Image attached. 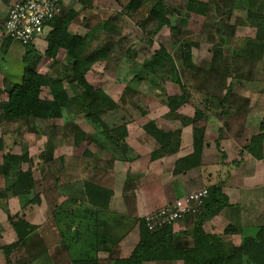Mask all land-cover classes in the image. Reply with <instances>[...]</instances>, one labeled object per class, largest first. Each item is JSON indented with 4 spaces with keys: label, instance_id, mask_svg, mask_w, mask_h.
<instances>
[{
    "label": "rangeland",
    "instance_id": "obj_1",
    "mask_svg": "<svg viewBox=\"0 0 264 264\" xmlns=\"http://www.w3.org/2000/svg\"><path fill=\"white\" fill-rule=\"evenodd\" d=\"M155 1L142 0L145 8L131 14L123 11L127 0H66L63 16L70 11L79 14L72 23L71 31L94 32L87 55L96 52L101 56L86 72L85 79L95 88L102 89L121 109L120 112L109 111V116L103 117V123L98 127L88 122L85 114L68 110L63 111L59 120L28 119L9 125L2 123L0 118L4 153L27 154L30 160L21 165V170H30L33 179L32 190L19 197H7L6 190L15 177L0 176V194L5 195L0 197V264H7L2 247L17 241L9 222V218L14 217H24L36 227L35 238L43 241L47 249L44 256L30 264H72V258L87 257L85 251L88 250H84L87 248L93 252L99 248L98 252L95 251L98 264H113L116 259L129 257L139 242V222L126 216L102 214L104 208L89 205L84 183L100 185L102 189L111 186L114 190L124 183L128 186V181L133 180L132 174L151 167L150 163L142 160L147 159L145 155L149 154L148 143L144 139L147 138V128L172 130L168 132L167 139L172 140L177 131L175 129L188 127L194 141L195 115L197 110L205 107V121L199 123L200 127H204L203 142L205 134H212L209 138L213 139L214 134L220 132L215 144L218 147L221 141L228 143L239 138L236 131L241 134L237 142L243 141L242 138L246 140L243 145L239 143L230 147L225 144L233 148L230 154L237 156L228 161V169L232 172L239 167L243 154H249L246 147L251 140L263 137V158H251L259 162L242 168L247 175L258 170L257 165H260L263 175L258 177L262 189L256 193V201L244 200V191L239 192L242 206L238 208L234 200L230 202L228 198L230 207L209 217L203 229L211 234L208 231L210 227H207L210 225L212 235L222 238L223 244L230 249L240 246L242 234L255 236L258 229L264 227V42H261L264 40V21L248 15L249 12L254 16L264 15V5L261 2L253 7L247 0H158L166 7L169 20V24L160 25L148 15ZM9 40L3 30L0 31V105L7 99L8 85L11 82L20 83L24 69L26 48ZM252 40L255 43L245 53L242 48ZM106 44L111 45L109 57L98 52ZM35 46L39 53L33 59V68L40 74L63 77L68 67L65 52L58 53L59 65L52 67V61L44 56L45 41L38 40ZM161 46L173 60L175 70L169 62L155 73L145 71V61ZM235 51L239 55L237 68L235 66V72L229 74L227 59H232ZM132 63L136 64V74L130 71ZM177 83L184 86L191 98L182 106L184 108L180 107L173 113L169 97L182 94ZM128 84L134 94L127 92ZM82 91L79 85H70L68 90L73 96H79ZM42 97L50 98L48 89L43 90ZM120 117L127 121L126 130L130 129L131 139L136 143L138 141L136 149L130 145L133 142L131 139L126 140L128 134L118 143L109 141L104 135L106 128L110 131L114 119ZM179 119L181 125L178 124ZM77 132L84 134L78 143L74 136ZM150 142L161 149V144L155 139H150ZM210 148L216 150L214 143ZM241 148L244 152L239 151ZM218 149L223 156L225 153ZM173 152V148L165 149V159L173 156ZM4 153H0V165ZM42 153L51 154V160L37 162ZM170 159L175 161V156ZM119 160L124 163L117 173L114 169ZM169 169L167 166L166 172ZM238 169L235 174L240 172V167ZM250 182L254 184L253 180ZM211 187L207 188L208 191ZM113 196L114 191L111 198ZM68 212L71 231L77 232L78 236L74 247L80 248L79 253L71 252V255L60 233V230L63 234L67 232L63 225ZM55 213H59L58 224ZM229 227L236 228L239 233L226 234ZM193 228L191 223L183 227L175 226L173 233H182H178L182 240L189 242L192 234L183 233ZM20 254L16 252L13 264L22 258Z\"/></svg>",
    "mask_w": 264,
    "mask_h": 264
},
{
    "label": "trees",
    "instance_id": "obj_2",
    "mask_svg": "<svg viewBox=\"0 0 264 264\" xmlns=\"http://www.w3.org/2000/svg\"><path fill=\"white\" fill-rule=\"evenodd\" d=\"M148 1V0H147ZM155 1V0H154ZM250 6H258L261 2L264 5V0H247ZM145 8L142 0H127L123 11L127 13L136 14ZM148 15L155 18L160 25L169 24L166 15V7L156 0L148 11ZM250 18L264 21V15H252L249 12ZM79 14L75 11H70L63 16L61 13L51 23L47 25L48 32L44 34L43 40L46 47L44 56L52 61V67L59 65L57 60L60 51L65 52V62L67 64L66 74L63 77H52L49 74H40L33 68V59L39 53L36 49V44L25 45V55L23 57L24 69L20 83H10L6 89L7 99L0 105V118L2 123L16 124L22 120H36L48 121L59 120L63 116V111H77L85 114V118L93 126L98 127L103 123L102 118L108 115L109 111L118 112L121 108L118 103L114 102L102 89L95 88L85 79L86 72L101 59V56L95 53L87 55L91 45V39L94 38V32H89L84 35L72 32L71 29L73 21L78 18ZM46 28V29H47ZM264 39V38H262ZM9 40V39H8ZM10 41V40H9ZM261 41V40H260ZM261 42H264L262 40ZM255 42L248 41L242 50L244 52L251 50ZM111 45L106 44L100 47V53L104 55L110 54ZM243 52V51H242ZM236 53V51H235ZM234 55V54H233ZM109 57V55H108ZM241 57V56H240ZM103 58V57H102ZM239 55H234L232 59H227V70L229 74L235 72L237 68ZM247 60V59H246ZM171 63L173 70L175 66L173 60L167 54L164 47H160L148 61H145L143 69L149 73H155L158 69L163 68L164 63ZM136 64H131L130 71L136 74L134 69ZM182 94L180 96L169 97V105L171 112H176L184 104L188 103L191 96L187 90L180 83ZM70 85H79L83 91L79 96H73L68 92ZM44 89L50 92V98L44 99L42 93ZM130 85H127V92L132 94ZM134 94V93H133ZM206 107L202 110H197L195 115L194 126V152L191 157L182 159L177 163V170H185L180 165H187L188 168L193 167L192 161L199 159L202 151V142L204 137V127H200L199 123L205 121L207 113ZM204 110V112H203ZM120 112V111H119ZM109 116V115H108ZM112 116V115H111ZM113 116L111 117L113 121ZM125 118L120 117L118 120L114 119L110 131H106L104 135L109 141L118 143L123 141L127 136ZM147 128V127H146ZM264 130V120L263 126ZM149 134L157 143L161 144V151L168 149L169 139L168 135L156 128H147ZM76 143L79 138L83 137L82 133L74 134ZM5 148L3 140L0 138V153H4ZM248 152L253 158L261 160L263 158V137L257 136L251 140L248 147ZM47 156V158H46ZM51 154L45 155L42 153L37 162L42 159L45 161L51 160ZM3 163L0 165V176L11 177L14 176L13 184L7 188L6 196L19 197L33 189V179L30 170L23 172L21 165L29 162V156L13 155L9 152L3 154ZM40 163V162H39ZM191 163V164H188ZM84 190L86 195V202L93 207H106L109 198L112 196L111 191L92 183H84ZM208 196L204 202L203 207L199 213L194 216H189L180 221L185 224H193L194 228L183 234L191 235V241H183L181 236L173 233V227H166L158 231L148 230L144 219L139 221V242L130 254L124 259H116L113 264H145V263H164V262H182L183 264H264V227L258 229L255 236L242 234V243L240 246L228 249L222 242V238L215 237L212 234H207L203 225L209 217L218 215L223 208L230 207L228 197L222 193L220 187H211ZM5 196V195H4ZM0 194V197H4ZM103 200V197H106ZM219 197L221 199H219ZM15 218V220H14ZM9 218L12 225L16 242L2 247V250L7 259V264H13L12 258H17L16 252L22 253L17 264H30L44 256L47 249L44 242L35 238L34 233L37 228L30 225L24 217ZM59 213H55V219L58 222ZM70 212L64 216L66 220L63 228L66 233L60 230L62 239L65 240L66 249L71 255V252L79 253V246L77 244V232L72 233L71 223L68 222ZM59 226V225H58ZM239 232L236 228L229 227L226 230L228 235H236ZM186 235H183V237ZM77 242V243H76ZM98 249L95 250L98 252ZM87 257L77 256L72 258V264H98L95 251L91 249H84ZM91 252V253H90Z\"/></svg>",
    "mask_w": 264,
    "mask_h": 264
},
{
    "label": "crops",
    "instance_id": "obj_3",
    "mask_svg": "<svg viewBox=\"0 0 264 264\" xmlns=\"http://www.w3.org/2000/svg\"><path fill=\"white\" fill-rule=\"evenodd\" d=\"M18 2H21V0H0V31L3 30V25L9 11ZM65 4L66 0H62V12ZM47 32L48 28L46 29L45 33ZM77 33H80L82 35L86 34L84 33V31H78ZM42 39L43 37L39 40ZM261 98L263 99V97ZM186 107H188V105H186ZM177 120L178 117L175 116V121ZM179 123L180 119L178 121V124ZM158 130L162 131L164 134L167 133V135H169L168 132H173L172 130H168L165 128H158ZM175 130H177L175 131V137H173L172 140L170 139L169 141V147L171 146L170 148H173L174 151L173 153H171V155L173 156L166 159L164 157L165 154L163 153V151H161V149H158L155 143L150 142V139H152V137L144 132L147 138L150 137L149 139L144 138L146 139L145 142L148 143L147 149L149 150V154L145 155L147 159L143 158L142 160L147 161L148 164L150 163L149 165L151 167L139 171L135 173V175L132 174L133 180L130 179V181H128V186H126V183H124L116 187V190H114V188H112L111 186H109L108 188L103 187L105 191L113 190L114 196L112 198H109L106 207H104V210H102V214L122 217L126 216V218L132 221L135 220L139 222L154 211L159 210L190 193L201 189H206L208 191L207 188L211 187L212 185L220 187L224 195H226L230 199V202L234 200V203H236L238 208L242 206V197H239V192L241 191H244V200H253L251 202L256 201L258 197L257 194L262 189V186L260 184L261 182L258 183V177L263 175L260 173L262 169L260 168V165H257L259 167L258 170H255L253 173L246 175V172L242 171V168L247 164L252 165L254 164V162L259 161L251 159L253 157L250 154H243L242 160L240 161L241 163L239 162L240 172L238 174H235V172L239 171V167L235 172H232L230 169H228L230 166V162L228 161L237 158L236 155L230 154L231 152H233L231 150L233 148L230 147L234 144L239 143L243 145V143L246 142V140H244L243 138L242 140L244 142H237V140L241 139V134H237L239 131H236V136L239 138L235 139V141L231 139V141L228 143H226L225 141H221L219 144L220 146L218 145V147H216L215 144L217 138L220 135V132H216L212 137L213 139L209 138V136L212 134H205L201 155L199 159L192 161L193 167L188 168L187 165L182 164L180 165V168L184 167L185 170H177V163L182 159L191 157V155L193 154L194 144L191 133L192 131H189L188 127L182 126V128L180 127L179 129ZM127 131L128 136L126 140L129 141V139H131L130 129H127ZM185 135L188 136V139ZM131 141L133 142L130 143V145H132V147L136 149L138 146V141L137 143L132 139ZM213 143L216 150L210 148L211 144ZM225 144L228 146L230 145V147H227ZM169 147L168 149H170ZM218 148H221L223 151L222 153H225L223 156L221 155L220 149ZM242 148L239 150L240 152H244V149ZM174 156L175 161H173V159H170ZM123 163L124 161L119 160L116 163L117 165L114 170H121ZM132 163L133 162H131V164ZM225 164L227 166H225ZM167 166L170 168V171L166 172L165 169L167 168ZM221 166H223L224 168H221ZM117 173L119 172L117 171ZM252 180L254 181V184H251L250 181ZM97 186L100 187V185ZM107 197L108 196L103 197L102 199L106 200ZM97 209L102 208L97 207ZM102 225H104V223H102ZM185 225L186 224L184 222H181L176 224L175 226L183 227ZM175 226L173 227V229H175ZM207 227L212 228L210 225ZM210 228H208V231H210V233L212 234L213 229L211 230ZM178 233L182 235V233ZM178 263L182 264L180 262Z\"/></svg>",
    "mask_w": 264,
    "mask_h": 264
},
{
    "label": "built area",
    "instance_id": "obj_4",
    "mask_svg": "<svg viewBox=\"0 0 264 264\" xmlns=\"http://www.w3.org/2000/svg\"><path fill=\"white\" fill-rule=\"evenodd\" d=\"M62 13V0H21L9 11L3 25L5 38L23 46L36 44L47 25ZM208 196L206 189L190 193L144 218L150 231L174 227L199 213Z\"/></svg>",
    "mask_w": 264,
    "mask_h": 264
}]
</instances>
